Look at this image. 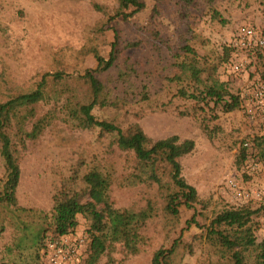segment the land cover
<instances>
[{"label":"trees","instance_id":"16d2710c","mask_svg":"<svg viewBox=\"0 0 264 264\" xmlns=\"http://www.w3.org/2000/svg\"><path fill=\"white\" fill-rule=\"evenodd\" d=\"M223 2L118 0L114 12L95 3L108 14L105 22H114L107 27L114 36L108 53L96 48L95 65L83 72H42L34 87L13 89L0 100V240L10 232V240L0 248V264H44L49 243L74 232L80 215L90 238L84 264H98L119 243L126 259L149 244L152 222L160 221L169 236L185 209H194L193 216L170 244L154 252L150 264H180L184 254L193 253L192 241L185 240L192 225L201 229L197 238L212 264H264V234L254 221L255 216L264 217V197L258 203L227 207L202 224L196 208L200 191L184 175L182 162L198 151L196 139L171 135L153 140L140 124L121 119L135 110L142 116L145 110L168 111L175 104L179 116L200 119L206 126L221 113L245 109L247 93L234 92L221 78L228 63L234 70L232 60L241 49L233 43L207 48V38L196 27L197 19L206 15L225 23ZM142 13L146 16L140 36L126 35L119 25ZM142 46L157 57L150 68L129 53ZM246 52L257 55V82L264 81V46ZM73 97L80 127L93 131V141L60 173L49 210L21 205L17 190L28 141H37L56 123ZM117 152L124 154L121 174L112 158ZM249 160L264 165V133L241 140L235 162L242 167ZM138 184L155 185L156 193L139 206L117 205L113 186ZM261 191L264 195V187Z\"/></svg>","mask_w":264,"mask_h":264},{"label":"rangeland","instance_id":"374dc122","mask_svg":"<svg viewBox=\"0 0 264 264\" xmlns=\"http://www.w3.org/2000/svg\"><path fill=\"white\" fill-rule=\"evenodd\" d=\"M219 1H224L221 9L227 19L225 23L211 20L208 15L196 21L198 31L208 40L207 48L222 49L224 44L233 43L236 29L241 24L257 25L264 30V0ZM95 3L106 6L109 12H114L118 6V0H0V100L7 98L13 89L34 87L42 72L56 69L83 72L95 65L93 50L96 48L103 54L108 53L114 36L107 27L114 22L107 21V24L108 14L97 9ZM145 16V13L137 14L131 22L119 27L126 35L139 37ZM129 53L143 59L147 68L157 60L149 46L132 48ZM234 55L236 57L232 61L240 56L245 62L247 59V67L235 72L228 63L221 69V78L229 83L234 92L245 91L261 77L258 58L253 52L240 51ZM77 103L76 97L67 101L56 123L37 141H28L17 190L21 205L49 210L53 204V192L60 183V173L76 161L80 148L89 147L90 141H93V131L80 127L77 111L73 108ZM175 106L168 111L145 110L142 116H136L135 110L129 115H121V119L140 124L153 140L171 135L196 139L198 151L193 156L183 157L182 162L184 175L190 182L196 183L200 191V201L196 206L200 222L208 223L216 213L227 207H238L250 200L258 203L264 197L261 191L264 165L249 160L246 166L239 167L235 159L241 140L264 133L261 122L250 118L242 108L221 113L219 118L206 122V127L200 119L179 116L174 112ZM112 158L121 174L124 171V154L117 152ZM2 173L0 158V175ZM230 179L236 180L248 197L245 195L240 200L236 199L228 187ZM156 190L155 185L138 184L122 188L114 185L112 194L119 206H139L145 204L147 195L154 196ZM258 192L260 196H257ZM194 212V209H185L179 225L169 236L160 221L152 222L147 230L151 239L140 254L124 259L119 243L98 264H150L154 252L170 244L180 234V228L186 227ZM254 221L260 226L259 232L264 234V217L255 216ZM200 232L196 225L187 229L185 240L192 241L195 247L193 253L184 254L180 264H212L207 250L197 238ZM67 237L77 243L84 238L77 258V264H84L90 238L82 215L76 220L74 232ZM9 240L8 231L0 240V248ZM44 264L49 263L44 260Z\"/></svg>","mask_w":264,"mask_h":264},{"label":"built area","instance_id":"2783aa9c","mask_svg":"<svg viewBox=\"0 0 264 264\" xmlns=\"http://www.w3.org/2000/svg\"><path fill=\"white\" fill-rule=\"evenodd\" d=\"M233 45L241 51L254 47L264 46V34L260 29L251 24H241L237 27ZM248 65L247 59L238 57L233 61L235 71H242ZM248 97L245 101V111L250 118H256L264 124V81H259L245 89ZM228 187L232 190L235 198L240 200L247 193L242 190L236 180L230 179ZM264 187V186H263ZM257 196H260L259 192ZM85 242L84 238L80 242L71 241L67 236H62L58 240L51 241L47 248L46 261L49 264H77L80 252V244Z\"/></svg>","mask_w":264,"mask_h":264}]
</instances>
